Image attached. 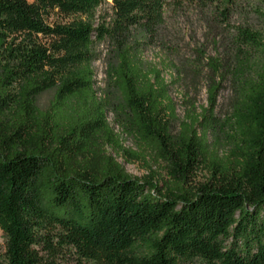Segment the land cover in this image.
Masks as SVG:
<instances>
[{
  "label": "trees",
  "instance_id": "obj_1",
  "mask_svg": "<svg viewBox=\"0 0 264 264\" xmlns=\"http://www.w3.org/2000/svg\"><path fill=\"white\" fill-rule=\"evenodd\" d=\"M106 2L0 0V264H264V0H183L219 29L228 60L200 55L207 105L184 97L181 121L169 83L141 58L170 0H111L93 27ZM50 89L40 109L36 94ZM108 113L136 149L166 161L160 184L107 154ZM205 162L213 178L188 188Z\"/></svg>",
  "mask_w": 264,
  "mask_h": 264
},
{
  "label": "rangeland",
  "instance_id": "obj_2",
  "mask_svg": "<svg viewBox=\"0 0 264 264\" xmlns=\"http://www.w3.org/2000/svg\"><path fill=\"white\" fill-rule=\"evenodd\" d=\"M111 0L98 7L94 12L93 27L98 26L104 20L109 19L111 14ZM246 6V3H242ZM164 27L162 33L154 41L148 42L141 53V58L160 69L162 76L170 85V96L176 107L177 121L184 117L186 104L184 97L191 96L195 106L203 108L207 105V93L203 87L201 75H196L194 64L198 63L200 55L211 56L216 59L225 58L226 41L222 36L216 44V35L219 29H213L210 19L205 14L195 12L183 0H170L169 6L164 11ZM245 20V18H244ZM247 20L257 24V19L248 17ZM235 23L241 22L240 16H234ZM100 58L92 62L95 73L96 86L101 87L104 83L106 68V45L99 44ZM233 80L226 79L217 99V108L214 116L218 121L230 113L231 99L234 94ZM53 90H44L36 94V104L40 109H47L53 96ZM106 120L113 134L108 137L105 145L107 154H110L126 170L128 174L138 178H148L160 184L168 176L169 168L166 161L156 159L149 153H143L136 149L132 138L126 137L120 132L114 123L111 114H106ZM199 130V126H195ZM211 143L215 136L208 135ZM218 152L220 157L229 153L230 145L224 136L220 134ZM213 178V170L207 162L197 165L191 172L187 187L194 189ZM167 180V179H166ZM3 235L0 231V244Z\"/></svg>",
  "mask_w": 264,
  "mask_h": 264
}]
</instances>
